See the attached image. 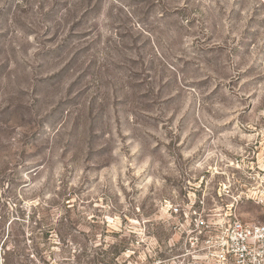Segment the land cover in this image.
I'll return each instance as SVG.
<instances>
[{
    "label": "rangeland",
    "instance_id": "1",
    "mask_svg": "<svg viewBox=\"0 0 264 264\" xmlns=\"http://www.w3.org/2000/svg\"><path fill=\"white\" fill-rule=\"evenodd\" d=\"M200 200L264 223V0H0V264H193Z\"/></svg>",
    "mask_w": 264,
    "mask_h": 264
},
{
    "label": "built area",
    "instance_id": "2",
    "mask_svg": "<svg viewBox=\"0 0 264 264\" xmlns=\"http://www.w3.org/2000/svg\"><path fill=\"white\" fill-rule=\"evenodd\" d=\"M193 204L190 208L197 232V245L192 248L193 253H197L192 255L193 264H264V223H246L234 216L212 224L210 214H205V210L198 213L205 201ZM173 210L178 214L181 208L175 205ZM188 213L190 210L185 215ZM189 253L187 249L184 255Z\"/></svg>",
    "mask_w": 264,
    "mask_h": 264
}]
</instances>
